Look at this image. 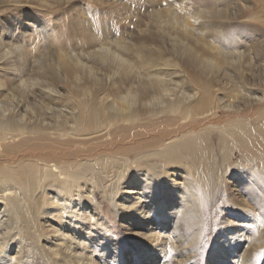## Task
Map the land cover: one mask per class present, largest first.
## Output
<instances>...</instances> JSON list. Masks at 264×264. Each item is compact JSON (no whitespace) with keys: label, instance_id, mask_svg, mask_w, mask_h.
<instances>
[{"label":"bare ground","instance_id":"6f19581e","mask_svg":"<svg viewBox=\"0 0 264 264\" xmlns=\"http://www.w3.org/2000/svg\"><path fill=\"white\" fill-rule=\"evenodd\" d=\"M0 1L12 5L23 2ZM135 1L150 7L157 3L147 13L155 19L152 23L157 28L154 39L167 37L168 43L175 48V58L163 54L162 46L152 49L145 38L138 45L133 44L132 39L127 40L114 28V24L104 21L105 16H102L104 19L95 17L96 12L89 22L91 29L81 24L87 31L81 29L82 35L73 40L75 43L66 44V49L56 53V61L47 50L38 49L42 31L35 32L40 24L37 25L34 18L33 27L27 25L35 35L27 32L21 36L24 39L35 36L34 43L27 44L29 39L22 44L15 40L14 33L12 35L8 30L5 36L2 30L0 264H22L26 257L25 246L28 250L35 244L38 247L41 240L46 246V250L40 248L42 253L48 259L49 256L58 259L56 264H93L94 255L101 264H149L153 260H156L153 264H170L172 259L185 254V251L176 253L177 243H181L177 238L176 220L180 215L196 214L201 197L206 196L199 187L204 182L199 179L200 171L204 172L205 167H200L190 156L193 153L205 157L197 146H206L207 129L222 127L216 139L219 146H230L234 151L252 150L256 158L264 154L261 141L255 140L257 135L264 139L263 95L256 96L253 102L241 108H235L233 103L221 106L220 98H216L220 88H214L215 82L209 76L219 69L224 71L231 63L243 70L258 65L257 57L264 54V0L208 2L215 7L213 15L219 20L215 41L205 40L202 29L187 28V25L171 28L170 23L163 22L162 11L158 8L172 4L174 0ZM236 2L243 7L247 5L250 11L255 9L247 17L255 24L246 21L239 26L229 21V8ZM128 3L129 0H125L122 4ZM48 11L47 16L51 15ZM59 20L57 17L54 21ZM224 25L240 37L245 33L241 28L252 29L251 46H247L245 39L242 48L237 44V36L224 32ZM57 44L63 45L60 41ZM200 48H206L209 57L199 56V63L195 49ZM252 52L257 58L256 63ZM28 54L31 61L26 59ZM177 56L186 64L195 61L199 65L197 72L190 75L187 65L175 60ZM58 71L62 73L63 81L54 77ZM223 79L228 81L226 76ZM103 82L105 85L108 82L107 88ZM222 97L232 98L234 94L224 89ZM254 111H257V118L253 126L252 121L246 120L249 115H255ZM220 119H225L226 123L221 125ZM203 130L206 131L199 133ZM119 146L125 147V155L118 154ZM131 150L135 153L129 155ZM82 153L90 155L87 160L90 162L75 159V154ZM22 154L27 158L20 159ZM96 155L102 159L100 162L92 159ZM223 156H227L226 152ZM33 157L41 158L35 160ZM107 159L112 161L111 167L116 173L108 170ZM134 163L138 171L131 172ZM94 168L99 169L98 175L93 172ZM110 173L113 178L108 177ZM106 178L111 181L108 185L107 181L103 182ZM177 179L181 184H175ZM159 181L162 184L158 185ZM95 188L116 213L120 210L121 217H127L143 233H135L142 239L137 240L138 249L125 258L117 253L119 247L114 244V239L105 236L107 220L97 213L92 214V209L97 207ZM170 198L175 201L172 199L167 210L162 211L159 201ZM255 217L248 222L251 228L246 231L261 235L264 241V221L258 215ZM42 218L46 221L41 222ZM98 222L104 230L95 228L93 223ZM169 230L170 236L165 237L164 233ZM238 230H227L226 234L238 237ZM85 234L90 240H86ZM25 242L29 244L25 245ZM224 245L229 246L218 242L216 248L226 251ZM212 255L217 258L212 259L211 264H228L220 252ZM142 257L146 260L142 261ZM236 263L247 264L245 255H241Z\"/></svg>","mask_w":264,"mask_h":264},{"label":"rangeland","instance_id":"374dc122","mask_svg":"<svg viewBox=\"0 0 264 264\" xmlns=\"http://www.w3.org/2000/svg\"><path fill=\"white\" fill-rule=\"evenodd\" d=\"M22 1L23 2L19 3L18 5H12L10 3L0 1V34L2 35V30H3V34L6 36V34L8 33L7 31L9 30L12 33V35L15 34L14 37L16 41L22 42L25 40L28 41L30 39L31 41L27 43L29 44L35 42L32 40L35 38V36H31V38L29 39L27 38L24 39V37L22 38L21 36H23L27 32L28 35H35V32L42 31L40 34L43 37L39 35L40 36L39 39L41 42L39 41L37 45L39 46L38 49L47 50V53L51 54L50 57L53 61H56L57 55L55 54L59 53L60 51H63L62 48H65V46H67L66 44L75 43L76 41L74 42L73 40H78L80 38V35H82L83 32L82 30L87 31L86 29L89 28L91 25L89 23L91 22L90 21L91 17L92 16L94 17V12H96L95 17L97 18L101 17V19H104V17L102 16H105L106 20L104 21L107 22L109 21L112 25L114 24L113 25L114 28L116 27L115 29L120 34L121 33L122 35L124 34L123 36L127 38V40L131 41L132 39L131 42L133 44L138 45L145 38V40L148 41V44L152 46L151 47L152 49L156 48L157 46H162L163 49L161 51L163 52V54L167 53L169 56L175 58L176 55L174 54L175 48L171 46L170 43H168L167 37L163 36L164 38L162 37L161 40L154 39L156 37L155 31L157 30V28H155L152 23L155 19L153 17H149L147 13L149 12L150 9L154 8L153 6H155L157 3L153 4L150 7L144 2L137 4L135 0H129L128 3L129 6L124 5L125 0H89V2L88 0H70V1L48 0L47 4H45L46 0H27V1L22 0ZM155 1L159 2V0H155ZM98 2L99 3L101 2L100 3L101 6L99 5ZM121 2L124 4H122ZM208 2L215 3V0H174L172 4H165V5L163 4L158 9L162 11L161 20L165 23L168 24L170 23L171 28L172 27L180 28L182 26L187 25V28L200 29V30L202 29L201 31L202 32L204 31L203 38L205 40L215 41L218 38L219 20L213 15V12L215 11V7L210 5ZM112 3L114 6L112 5ZM236 3L239 6L235 4V6L229 8L228 11L229 21L236 23L239 26H241L243 22L246 21L250 25L255 24V21L247 20L248 19L247 17H249L250 15L249 12H252L255 9H252L250 11L247 5L243 7L242 5H240V3L238 2ZM11 9L13 10L16 9L13 12L14 14L10 12ZM46 10L51 11L50 12L51 15L48 16L45 15V13L47 14ZM105 10H107L108 13ZM100 12H102V14ZM109 12L111 13L109 14ZM107 16L110 17V18L108 17V20H107ZM57 17L60 18V20L55 22L54 20H56ZM115 17L116 19L114 20ZM33 18L37 20V25L40 24L39 27H36L34 29L35 30L34 33L31 31V27H33L31 23L34 22L32 21ZM22 21L24 23H22ZM28 23L29 25L31 24L30 25L31 27L27 25ZM227 23L228 20L226 21V24ZM81 24L82 26L83 24L85 26L87 25L86 27L83 26L86 29H84L81 26ZM201 26L202 28H200ZM72 27L73 29H71ZM109 28L111 27L109 26ZM229 28L230 27L226 25V27L224 28V32L233 34L234 37L237 36L238 37L237 38L238 43L236 42L237 44H240L242 47L244 40L247 39L246 40L247 46H251L252 39L250 37L254 33L252 29L248 27L241 28L244 30L246 35L245 33H243V35L240 37L239 35L236 34V32L232 31ZM51 29L52 31H50ZM79 29L82 30L80 31ZM59 41L63 44L61 47H59L57 44V42L59 43ZM234 41L235 40L232 39V42ZM195 50H196L197 60L199 63H200L199 56H202L203 58L209 57V53L207 52L206 48H200L198 50L197 49ZM253 54L251 56L252 58H255V63L257 58L259 59V63H256L258 65L254 66L251 70H243L241 67H238L235 63H231L225 66L224 71L219 69V71L216 74L209 75L210 77L213 78V81L215 82L214 88L215 89L220 88L219 93L216 94V98L218 99L220 98L219 101L221 106L226 105L227 103H233L235 108H241L244 104L253 102L256 96L263 95L264 98V64H263L264 54L261 56V58L259 57L256 58L255 54L254 55ZM27 58L29 59L28 61H31L30 60L31 58H29V54L28 57H26V59ZM175 60L179 62L181 65L183 64L187 65L186 69L187 71H189L190 75L193 74V71L197 72L196 68L199 65L195 61L186 64L185 61L179 58V56H177ZM28 67H30V65ZM56 73L59 75H57ZM60 73H61L60 71L55 72L54 77H57L58 80L60 78V81H63L62 79L63 75L62 73L61 74ZM223 76H226L228 78V81L223 79ZM103 85L105 86V88H107L108 82L106 85L105 82H103ZM224 89L228 91H232L234 97L223 98L222 96L224 95ZM14 103L16 104V101H14ZM254 112L255 115L253 116L249 115L246 120V122L252 121L250 122V124H253V126H254L253 122L257 118L256 117L257 111ZM218 123L224 125L226 123V120L220 119ZM221 130L222 127H219V128H210L207 129V131L203 130L199 132V133H204L206 131L207 133H209L208 139L204 141V144L206 146H197L200 149V151H202L205 154V157L200 158L199 156L192 153L190 159L199 162L200 167L202 166L205 167V169H203L204 172L200 171L201 175H199V179L200 180L203 179L204 182L202 181L200 184L201 186L199 187L201 188L203 194L209 197V199L207 200L206 196H202L200 199L201 200L200 209L197 208L198 210L196 214L189 213L186 215H180V217L176 220L177 238L181 242V243H177L179 247L176 249V253L180 254L181 252L183 253L185 251V254L182 257H178V256L175 257L174 259H172L170 264H211V260L212 259L216 260L217 258L214 255L211 256V254H215L218 252L221 253L224 262L228 264H237L236 262L237 260L240 259L241 255H245V261L247 264H264V241H262L261 235L249 234V232L246 231V228L248 230L251 228V225L248 224V222H250V220L252 219H255L256 218L255 216L258 215V217H260L264 221V161L261 160L260 162V159L264 160V154L256 158L254 154L255 151L252 150L244 152L243 150L238 149L237 151H234V149H232L230 146H227L226 148L225 146H219L217 141L218 140L217 135ZM255 130H257V127ZM257 136H256L257 139L255 140L258 143L261 141L260 146L264 148V139L262 138V136L261 137L260 136L257 137ZM225 149H229V150H225ZM224 152H226L227 154V156L225 157L223 156ZM133 153H135V150H131L129 152V155ZM118 154L125 155L124 146L118 147ZM75 156H76L75 159L79 158L81 160H84L83 162L86 163V161L89 160L88 156L90 155L88 153H82V154H75ZM96 156H94V158L92 159L94 160V162H98V161L100 162V160L102 159H99L98 155ZM20 157H21L20 159L27 158L25 154H22V156ZM33 158L35 160H39L41 157L40 158L33 157ZM205 158L207 159V161ZM88 162L90 161H87V163ZM105 162L107 168H109L108 170L113 173H116L114 168L111 167L113 164L112 161L110 159L109 160L107 159L105 160ZM131 166H132L131 172L138 171V169L135 167V163L133 165L131 164ZM98 170L99 169L94 168L93 172L98 175L99 174ZM248 171L249 173L247 176ZM243 172L246 174L244 175ZM249 175L251 176L253 175L252 176L253 178L249 177ZM108 177L113 178L111 173ZM106 179L103 180V182L107 181V185L110 184L111 181H109V179L108 180ZM214 181L217 182L215 183ZM180 182L181 181L177 179V181H175V184L179 185L181 184ZM159 184L162 183L160 182L158 183V185ZM208 184L210 185L208 186ZM158 190L161 191V189ZM94 193H95L94 194L95 201H97V207L94 206L95 208L92 209L94 211L92 212V214L97 213V216H99L105 221L107 220L106 222L108 225V229L106 230L105 236L109 237L112 240L114 239L113 240L114 244L119 247L117 249L118 250L117 253H121L124 258L131 255L134 251L138 249V245L136 244L137 240L142 239L138 234L136 235L135 233L136 232L142 233V232L137 228L136 224L132 225L131 221H129L127 217L124 216L121 217L119 213L120 210L119 212L116 213L115 209L112 206H110V204L107 201L104 200V197L100 194L99 190L97 191V188H95ZM168 193L170 194L169 196L172 195L170 191H168ZM172 199H174L175 201V198L162 199L159 201L162 203V211L165 212L167 210V207H169L170 202H172L171 201ZM240 207H243L244 211ZM43 221L46 220L42 218L41 222ZM241 221L242 222L246 221V222L241 223ZM167 222L168 219L164 222V224ZM93 224L95 225V228L104 230L103 228H101L99 222L98 224L96 223ZM234 229H239L238 230L239 236L229 237V235L226 234L227 230L233 231ZM169 232H171V230L166 231L164 233V236L169 237L170 236ZM85 233L88 232L86 231ZM77 237H79V235H77ZM85 238L86 240H90V238L86 236V234H85ZM43 242L44 240H41L40 245H38L39 248L37 247V244H35V246H32V248L29 250L25 246L24 251L26 257L23 258L22 264H56L58 262V259L56 260V258H53L52 256H49L48 259L46 255L42 253V250L40 248H45L46 250V246H44L45 243ZM218 242H220L222 245L225 243L229 244L228 247L226 245L223 246V248H225L224 250L226 251L221 252L219 251L218 248H216ZM27 244L29 243L25 242V245ZM260 246H262V248L258 249V247ZM96 256L97 255H94L93 264H101V261L98 260ZM168 257L171 259L170 256ZM144 260H146V258L142 257V261ZM155 261L156 260L150 261L149 264Z\"/></svg>","mask_w":264,"mask_h":264}]
</instances>
